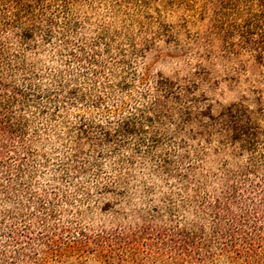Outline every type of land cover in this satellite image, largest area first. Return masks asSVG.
<instances>
[{
    "label": "trees",
    "instance_id": "1",
    "mask_svg": "<svg viewBox=\"0 0 264 264\" xmlns=\"http://www.w3.org/2000/svg\"><path fill=\"white\" fill-rule=\"evenodd\" d=\"M88 257L264 264V0H0V264Z\"/></svg>",
    "mask_w": 264,
    "mask_h": 264
},
{
    "label": "rangeland",
    "instance_id": "2",
    "mask_svg": "<svg viewBox=\"0 0 264 264\" xmlns=\"http://www.w3.org/2000/svg\"><path fill=\"white\" fill-rule=\"evenodd\" d=\"M173 18L168 17L167 21L173 22ZM183 64H176V62H160L153 67L154 71H159L163 75L171 76L177 72V68L182 69ZM216 70L212 77L205 83L200 86V93L202 92L206 98L212 100L214 103L228 104L232 101H235L239 96L244 87L239 85H233L231 83L225 82L222 79V75ZM180 75H184L183 70H179ZM141 172H136V176L140 179ZM109 219L107 214H99L98 209L95 207L92 209L91 213L87 217H83V223H78L85 227L97 228L99 226L103 227H115L121 226L125 228H132L136 225H141L142 223H105ZM65 224V223H61ZM67 264H101L98 260L93 257H88L85 261L80 263L69 262Z\"/></svg>",
    "mask_w": 264,
    "mask_h": 264
}]
</instances>
